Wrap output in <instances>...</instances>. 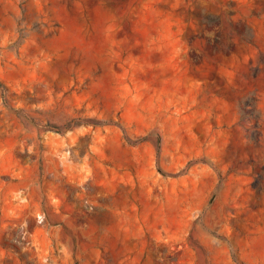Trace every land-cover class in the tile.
Masks as SVG:
<instances>
[{
    "label": "rangeland",
    "instance_id": "374dc122",
    "mask_svg": "<svg viewBox=\"0 0 264 264\" xmlns=\"http://www.w3.org/2000/svg\"><path fill=\"white\" fill-rule=\"evenodd\" d=\"M0 264H264V0H0Z\"/></svg>",
    "mask_w": 264,
    "mask_h": 264
}]
</instances>
